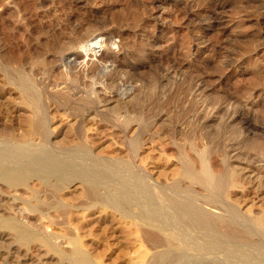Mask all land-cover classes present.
<instances>
[{
	"label": "rangeland",
	"instance_id": "obj_1",
	"mask_svg": "<svg viewBox=\"0 0 264 264\" xmlns=\"http://www.w3.org/2000/svg\"><path fill=\"white\" fill-rule=\"evenodd\" d=\"M211 1L194 0L188 6H167L160 18L153 0H85L84 3L93 8L90 15L84 14L82 1L67 3L65 0H0V70L8 67L3 61L5 53L21 56L19 68L25 69L23 72L30 76L42 96L43 104L48 101L51 104L54 99L62 98L65 93L62 87H71L74 82L71 80V83H68L67 76L63 73L57 74L58 71L53 69L59 60H54V52L49 46L63 41L74 43L80 36L90 35L91 32L96 34V31H111L113 34L124 32L120 38L119 35H114L109 43L113 45L112 49L116 53L119 52L120 56L123 54V60L118 59L119 71L109 74L108 80L107 76L96 74L94 70L90 74L92 79L89 84L88 81L81 82L74 78L73 81L76 79L79 85L73 84L71 88L75 86L73 91L81 88L80 91H87L85 89H89L94 83L110 84L114 80L119 81V84H122L120 91L134 92L135 99L130 104L133 116L136 115L142 120L144 127L149 125L154 136L152 141L145 142L139 154L140 161L133 160L128 149L132 148L133 144L124 143L122 138L120 140L118 132L110 130L106 121L101 122L103 125L100 121L91 122L87 127L90 128L87 137H96L92 140H97L92 143L93 146L102 145L97 153L101 151V156L107 157L108 160L131 161L135 165V171L138 170L137 164H148L147 168L156 165L158 169L155 171L164 169L167 172L165 178L168 185L177 178V172L174 170L177 166V169L180 167L179 161L184 157L181 149H185L184 153H187L191 160H195L192 161L194 166L199 164L195 151L190 149L192 144L198 150L208 145L211 152L209 158L212 163H218L220 172H224L225 168L222 166V160L227 164L228 159L224 158L228 152L231 154L234 150L239 152L240 159L264 163V0H227L228 6L220 12L216 21L209 19L204 12L201 13L203 16L197 13L195 16H189L191 10L210 8ZM211 21L214 22L213 26L209 24ZM119 54L117 53L118 56ZM44 56L55 61L51 63L52 66L47 64L46 67L45 64L39 63L38 59L45 58ZM53 73L55 74L52 75ZM101 75L104 78H101ZM161 81L163 82L160 83ZM1 84L0 82L2 143L15 135L23 116L13 110L15 102L17 103L15 99H11L13 96L1 97L6 91ZM113 84L110 88H113ZM82 86H85L84 90ZM249 101L256 102L253 108L248 106L249 109H246ZM60 113L63 114V111L57 113L58 124L53 125L52 129L62 120L65 123L69 121L67 117L63 118L64 115L61 120ZM163 115L165 117L159 119ZM232 115L240 117L239 122L236 120L234 124L231 123L229 118ZM210 117L218 119L206 122ZM96 129L101 132L93 136ZM77 136L79 135L75 132L70 136L71 143L84 141ZM61 138L64 139L63 135ZM89 142L91 143V140ZM259 145H263V149L255 148ZM227 178L229 179V176ZM166 179L161 177L159 182L168 187ZM61 180V184L56 183L61 187L55 184L56 189L51 188L57 191L63 187L62 191H59V197L66 203H74L80 196L79 193L70 192V188L67 190V181L63 178ZM181 181V186L187 185L184 184L185 181ZM23 184L19 189L22 203L20 200L14 203L8 213L26 225L25 227L36 233H46L51 237L54 235V239L55 236L77 238L79 246L85 248L93 260H96V264H136L128 252L129 243H119V240H124L122 237L109 239L110 233H116L117 236L127 234L129 231L126 229H129V226L126 223L132 217L122 216L124 223L119 225L120 217L117 212L105 204H102L104 208L100 205V209L92 212L79 209L76 211L68 207L67 211L42 208L47 212L41 217L29 212L23 200L29 199L31 189H40L42 186L36 179L30 180V183L28 179ZM1 192L8 196L13 193L5 187ZM258 195L254 192L248 193L247 201L242 205H253L251 208L254 214L262 215L264 194ZM97 215L103 216V223L92 224L88 221L90 216ZM110 219L117 222L115 227L109 225ZM7 248L9 249V246L5 244L4 249ZM28 250L30 257L43 259L39 257L43 253L39 247L30 246Z\"/></svg>",
	"mask_w": 264,
	"mask_h": 264
},
{
	"label": "bare ground",
	"instance_id": "obj_2",
	"mask_svg": "<svg viewBox=\"0 0 264 264\" xmlns=\"http://www.w3.org/2000/svg\"><path fill=\"white\" fill-rule=\"evenodd\" d=\"M65 1L84 3L85 0ZM193 1L153 0V5L161 18L167 6H188ZM211 2L210 8L191 10L188 12L189 16L204 12L209 19L216 21L220 12L228 6V1ZM83 10L84 14L90 15L93 8L84 3ZM209 24L213 26L214 22ZM95 33L80 36L74 43L63 41L49 46L54 52V60H59L53 69L58 71L57 74L63 73L67 76L68 83L72 80L74 83L71 87L73 84L79 85L76 79L81 82L88 81L89 84L92 79L90 74L94 70V73L107 76V79L109 74L119 71L118 59H122L123 54L120 56L117 52L118 56L112 49L113 45L109 43L114 35H119L120 38L124 32L113 34L111 31L102 30ZM44 57L38 61L46 67L47 64L55 62L47 56ZM21 60V56L5 53L3 61L8 67L4 66L5 68L0 70L1 85L3 89L6 88L1 97L13 96L11 99L17 101L13 110L23 116L15 135L6 142H0V264H96V260H93L85 248L79 246L77 238L64 236L60 239L55 236L54 239V235L51 237L46 233H36L8 213L10 206L19 200L21 202L19 189L28 179L29 183L30 180L36 179L42 187L31 189L29 199L22 200L27 204L29 212L41 217L47 212L42 208L67 211L68 207L76 211L79 209L92 212L101 208L102 204L106 207L109 205L113 208L112 211L117 212L120 217L119 225L124 223L125 215L132 217L127 220L130 224L126 223L130 229H126L129 231L127 234L122 232L124 235L117 236L116 233H110L109 239L122 237L124 240H119V243H129L128 252L136 264H264V211L262 215H256L251 208L253 205H242L247 201L248 193L264 194V163L240 159L239 152L234 150L231 154L225 152L228 158L225 156L224 159H228V162L226 164V161L222 160V166L225 168L224 172H220L218 163H212L209 158L211 152L208 145L198 150L192 144L190 149L195 151L199 164L195 163L198 167L192 162L195 160H191L187 153H184L185 149H181L184 157L179 161L180 167L177 169V166L174 170L177 172V178L168 185L167 172L164 169L155 171L158 169L156 165L147 168L148 164H137L138 170L135 171V165L131 161L103 158L99 153L101 151L96 152L102 145H92L97 141H92L96 137H87V131L90 129L87 127L91 122L106 121L110 130L118 132L120 140L122 138L124 143L133 144L132 148L128 147L133 160H139L145 142L153 139L154 134L149 125L144 127L143 121L136 115L133 116L130 104L135 99L134 92L120 91L122 84L117 80H114V84L94 83L89 85V89H85L84 83L83 90L87 91H80L82 88L73 91L75 86H65L62 87V90H65L62 98L56 97L51 104L48 101L46 106L30 76L23 72L25 69L19 68ZM112 84L113 88H110ZM255 102L249 101L247 107L244 106L246 109H249L248 106L253 108ZM58 111H63L60 118L64 115L63 118L67 117L69 121L65 123L61 118V125L57 126L59 128L52 129L53 125L58 124ZM163 117L165 116H160L159 119ZM239 118L232 115L229 121L234 124ZM215 119L218 118L210 117L206 122ZM75 130L79 135L77 137L84 140L83 144L80 141L71 143L70 136L74 132L77 134ZM100 132L96 129L93 136L99 135ZM262 146L255 148L261 150ZM154 176L156 179H153ZM161 177L166 179L168 187L161 185ZM62 178L68 183V186L65 184L68 188L64 185L67 190L70 188V192L80 195L74 203H66L59 197V191H62L63 187L57 191L53 190L56 189L54 185L57 182L61 184ZM181 180L187 185L181 186ZM4 187L13 193L10 196L4 195L1 192ZM172 189L175 190L169 192ZM88 221L92 224L104 222L102 215L90 216ZM116 224L115 220L110 219L111 227ZM5 244L9 249H4ZM30 246L41 249L43 253L39 257H42V260L28 255Z\"/></svg>",
	"mask_w": 264,
	"mask_h": 264
}]
</instances>
